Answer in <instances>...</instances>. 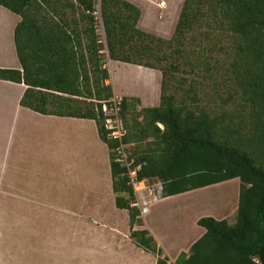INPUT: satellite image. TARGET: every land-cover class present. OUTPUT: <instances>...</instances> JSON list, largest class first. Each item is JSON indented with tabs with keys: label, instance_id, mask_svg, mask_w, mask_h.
I'll return each instance as SVG.
<instances>
[{
	"label": "trees",
	"instance_id": "trees-1",
	"mask_svg": "<svg viewBox=\"0 0 264 264\" xmlns=\"http://www.w3.org/2000/svg\"><path fill=\"white\" fill-rule=\"evenodd\" d=\"M0 5L20 16L14 43L21 65L0 67V79L27 86L24 107L96 121L111 150L116 205L129 212L131 239L157 255V264H172L143 223L134 187L115 160L118 141L104 126L101 102L114 91L97 33V0H0ZM100 11L110 58L162 73L160 104L142 108L140 121L127 117L139 99L121 98L124 142L153 139L149 150L133 158L141 164L138 178L159 180L163 197L240 180L236 221L200 218L206 232L175 264H264V0H184L169 39L139 28L141 10L127 0H101ZM217 15L233 36L235 83L253 111L254 130L244 141L234 139L225 117L179 105L171 90L189 31Z\"/></svg>",
	"mask_w": 264,
	"mask_h": 264
},
{
	"label": "crops",
	"instance_id": "crops-1",
	"mask_svg": "<svg viewBox=\"0 0 264 264\" xmlns=\"http://www.w3.org/2000/svg\"><path fill=\"white\" fill-rule=\"evenodd\" d=\"M127 1L141 10L138 26L153 31L149 26L158 21L153 11L162 7L160 0ZM178 19L166 16L162 31L176 27ZM19 20L18 15L11 29L14 53ZM14 55L0 58V67L21 69ZM114 62L144 77L140 85L131 82L118 89L111 74L114 96L137 98L142 108L160 104L161 86H155L160 76L145 77L147 67ZM26 88L0 79V211L12 216V227L17 223L26 230L24 235L0 234V264H157V255L131 239L129 212L116 205L111 150L96 121L24 107L21 98ZM231 180H237L240 189L239 178L227 181ZM156 191L137 195L139 208L146 207L141 218L162 257L175 264L204 235L206 229L198 220L210 213L202 205L198 208L192 190L167 197Z\"/></svg>",
	"mask_w": 264,
	"mask_h": 264
},
{
	"label": "rangeland",
	"instance_id": "rangeland-1",
	"mask_svg": "<svg viewBox=\"0 0 264 264\" xmlns=\"http://www.w3.org/2000/svg\"><path fill=\"white\" fill-rule=\"evenodd\" d=\"M163 1H165L166 5H162L163 7L155 12L153 11V15L155 14L158 21L156 23L153 22V24L149 26L153 31L148 30V32L169 39L172 37L175 27H172L171 30L162 31V26L165 22L164 19L166 16H171L176 20L179 17L184 0H160V2ZM100 6L101 0H97L98 10L95 13L97 18V33L104 45L103 57L106 67L110 71V75L113 74L114 82L118 89L124 88L131 82L134 86L135 83L140 85L138 83L143 82L144 77L139 78L136 73L122 69L124 67L120 66L121 64L119 62H114L110 58L106 47ZM148 14H150V12ZM15 18H18L17 14L15 15V13L10 12V10L0 5V58H3L2 60L6 58L9 59V57L16 54L14 53V49L10 51L11 29ZM198 24L199 26L193 28L187 35L183 47L184 51H186L184 53L185 57L181 58L180 71L176 75V80L171 90L176 94L177 103L179 105L186 104L193 110H203L213 116L225 117V122L232 125L225 127L228 128V131L234 139L244 141L246 138L251 137L254 130L252 118L253 111L241 100L240 93L235 83L233 36L223 22L221 15L208 17V19H203ZM174 48H176V46H174ZM149 69L150 68L146 69V73L143 74V76L147 77V74L149 76L158 75L161 80L162 73L159 70L152 71ZM160 80H157L155 86H161ZM107 83H110V80H108ZM158 89L159 87H157V90ZM122 97L125 96L118 95L117 97L114 96L112 99H121ZM141 109V104L137 103L136 111L131 112L127 117L132 120L136 118L140 121L141 116H139L138 113ZM121 117L123 119L122 114ZM2 120L3 116H0V121L2 122ZM160 127L163 128L161 124ZM152 140V137H149L141 142L127 143L128 153L132 158H138L140 154L149 150ZM159 183V180H150L147 183V188L136 191V195H138L139 192L140 194H149L150 188H159ZM234 184H236L237 187L234 186ZM153 192H155V190H153ZM191 193H193V197L191 196V198L199 203H196L198 208H201L199 205H202L203 211H205V209L209 211V216L219 215L223 219H227L230 223L236 221L238 208L236 206L239 200L237 180L223 181L198 188L192 190ZM159 195L162 196V193ZM192 218L193 217H190L188 220L192 221ZM11 219L12 216H9L8 211H0V234L3 236L13 234L24 235L26 230L21 228L17 223L15 227H12L10 223Z\"/></svg>",
	"mask_w": 264,
	"mask_h": 264
},
{
	"label": "built area",
	"instance_id": "built-area-1",
	"mask_svg": "<svg viewBox=\"0 0 264 264\" xmlns=\"http://www.w3.org/2000/svg\"><path fill=\"white\" fill-rule=\"evenodd\" d=\"M161 3L163 6L165 5V2ZM101 103V110L105 116L104 126L108 130V137L118 141V145L114 148L116 154L115 160L126 169L127 177L129 178L131 185L134 187L135 192L146 189L149 181L147 179L140 180L138 178L141 164H135V160L130 157V154L128 153V145L124 142V136L126 135L127 130L120 113L121 99H111L109 101H102ZM159 184L158 192L155 188H150L149 192L154 193L153 190H155L157 193L161 194L162 185L161 183ZM137 205H139L138 202ZM141 210L145 211L146 207H143Z\"/></svg>",
	"mask_w": 264,
	"mask_h": 264
},
{
	"label": "bare ground",
	"instance_id": "bare-ground-1",
	"mask_svg": "<svg viewBox=\"0 0 264 264\" xmlns=\"http://www.w3.org/2000/svg\"><path fill=\"white\" fill-rule=\"evenodd\" d=\"M162 5V4H161Z\"/></svg>",
	"mask_w": 264,
	"mask_h": 264
}]
</instances>
